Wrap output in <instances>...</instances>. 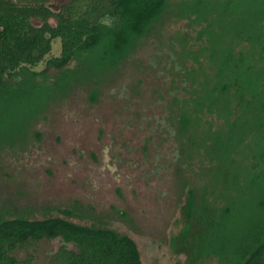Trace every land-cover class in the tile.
<instances>
[{
  "label": "trees",
  "instance_id": "1",
  "mask_svg": "<svg viewBox=\"0 0 264 264\" xmlns=\"http://www.w3.org/2000/svg\"><path fill=\"white\" fill-rule=\"evenodd\" d=\"M165 14L193 31L187 52L202 51L209 68L198 80L179 70L172 54L166 62L173 72L159 124L187 147L170 148L169 162L199 164L207 181L199 200L183 187L168 255L174 264H264V0H70L57 12L50 0H0V157L30 141L12 116L29 87L59 76L49 69L64 80L94 58L92 78L75 76L68 89L92 92ZM55 39L58 56L51 55ZM44 61L45 69L34 71ZM7 206L0 201V264H36L44 240L61 243L48 264H145L129 236L73 222L69 208L38 220Z\"/></svg>",
  "mask_w": 264,
  "mask_h": 264
},
{
  "label": "rangeland",
  "instance_id": "2",
  "mask_svg": "<svg viewBox=\"0 0 264 264\" xmlns=\"http://www.w3.org/2000/svg\"><path fill=\"white\" fill-rule=\"evenodd\" d=\"M69 1L53 0V5ZM155 26L135 42L103 85L89 87L92 92L84 86L68 89L75 76L77 81L92 78L94 58L90 66L81 61L77 74L64 80L51 68L48 74L59 75L55 80L46 75L38 87L21 94L20 112L12 119L23 124L21 135L32 136L24 147L0 157V201L15 215L38 220L55 216L52 208H69L78 217L73 222L129 236L145 264H174L167 244L178 230L183 187H190L199 200L207 181L199 164L179 159L178 171L169 162L170 148L187 147L179 145L175 134L170 141L171 134L159 124L170 91L165 78L173 72L166 62L172 54L179 70L196 77L209 68L202 51L189 56V35L194 34L182 20L165 14ZM59 54L55 39L51 55ZM45 67L44 61L34 71ZM60 247L58 240L41 241L35 263L48 264Z\"/></svg>",
  "mask_w": 264,
  "mask_h": 264
},
{
  "label": "flooded vegetation",
  "instance_id": "3",
  "mask_svg": "<svg viewBox=\"0 0 264 264\" xmlns=\"http://www.w3.org/2000/svg\"><path fill=\"white\" fill-rule=\"evenodd\" d=\"M70 2V1H69ZM50 3H51V6H52V9L55 11V12H57L58 10H59V8H60V6L61 5H63V4H66V3H63V4H61L59 7H55L54 5H53V0H50ZM68 3V2H67ZM49 23H51L52 25L54 24V20L53 19H50L49 20Z\"/></svg>",
  "mask_w": 264,
  "mask_h": 264
}]
</instances>
